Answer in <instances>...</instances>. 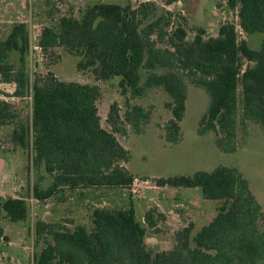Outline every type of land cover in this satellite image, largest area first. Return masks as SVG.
Instances as JSON below:
<instances>
[{"label":"trees","instance_id":"trees-1","mask_svg":"<svg viewBox=\"0 0 264 264\" xmlns=\"http://www.w3.org/2000/svg\"><path fill=\"white\" fill-rule=\"evenodd\" d=\"M166 6L179 0H163ZM237 11L239 27L248 36L264 35V0H227ZM176 14L154 1L134 8L130 3H97L79 17L72 11L55 26L43 28L38 47L43 53L63 49L79 58L78 69L90 70L97 82L118 78L125 112L110 105L102 126L98 84L60 81L52 74L32 83V122L15 114L12 104L0 98V127L12 125V142L23 151L32 147L33 166L41 173L33 197L40 203L66 191L93 189L131 190L136 176L128 169L130 151L119 141L146 132L153 108L134 104L146 91L161 88L169 96L165 107L171 119L163 127L168 146L183 139L182 126L189 86L204 90L210 104L199 124L201 135L214 134L217 148L233 154L238 136L248 124L264 133V39L254 50L241 40L234 24H223L216 38L204 39L199 29L189 41L186 29L176 25ZM27 23L13 25L0 40V76L14 83L13 97L29 95ZM18 54V63L10 61ZM1 94V90H0ZM19 117V118H18ZM45 176L52 179L44 188ZM157 187L201 189L203 197L220 201L216 216L193 235L189 223L174 234L169 251L154 252L145 244L147 229L159 234L166 215L158 207L148 210L146 227L129 208H94L91 225L72 227L65 221L38 220L33 264H264V213L248 179L236 167L219 165L211 172L161 177ZM30 209L25 198L0 195V242L5 238L2 220L23 223ZM72 224V223H71Z\"/></svg>","mask_w":264,"mask_h":264},{"label":"rangeland","instance_id":"rangeland-1","mask_svg":"<svg viewBox=\"0 0 264 264\" xmlns=\"http://www.w3.org/2000/svg\"><path fill=\"white\" fill-rule=\"evenodd\" d=\"M154 1L162 8L176 14L173 27L183 26L192 41L199 29L205 31L204 39L216 38L223 24H234L241 40L258 50L264 39L263 34L248 36L239 27L237 11L229 8L227 0H179L165 7L163 0H0V40L6 39L13 24L19 21L29 26L30 50L28 70L30 74L29 95L25 99L13 97L15 89L3 83L0 76V98L12 104L19 119L28 125L32 122V83L36 77L52 74L60 81L98 84L102 90L99 100V115L102 126L106 123L110 105L117 102L122 114L125 112V98L121 96L118 78L107 82H97L90 70L78 69L79 58L63 49L43 53L38 41L43 28L58 24L62 15L73 12L77 17L86 7L97 3L131 4L134 8L141 3ZM14 15V16H13ZM17 15V16H16ZM18 54H12L10 61L18 63ZM169 96L161 88L146 91L141 98L132 100L145 108H153V118L142 135L130 131L127 137L118 135L120 143L130 151L128 169L137 178L131 190L100 189L86 191H66L64 200L50 199L44 203L33 197L34 184L39 173L33 166L32 147L23 151L12 142L13 126L0 127V175L4 174L1 188L6 197H24L30 209L26 222L11 223L2 220L5 238L0 242V264H33L35 227L38 220L65 221L74 227L78 224L91 225L90 215L94 208H129L134 204L138 222L146 227L145 216L149 209L158 207L166 214V221L159 224V234L147 229L145 244L154 252L169 251L175 245L174 234L193 223V235L216 216L220 201H210L203 197L201 189L168 187L158 188L155 180L161 177L190 176L198 171L211 172L219 165L236 167L250 183L251 190L262 206L264 213V133L256 124H248L238 136V151L226 154L215 144L212 133L201 135L199 124L206 113L210 96L202 89L190 85L187 111L182 126L183 139L175 146H168L164 139L163 127L171 119L165 104ZM1 166L3 168H1ZM4 180V179H3ZM41 185L47 188L52 179L45 176ZM22 185L21 191L18 190ZM18 191V193H17ZM17 193V194H16ZM78 210V211H77ZM77 212V213H75ZM72 223V224H71Z\"/></svg>","mask_w":264,"mask_h":264},{"label":"crops","instance_id":"crops-1","mask_svg":"<svg viewBox=\"0 0 264 264\" xmlns=\"http://www.w3.org/2000/svg\"><path fill=\"white\" fill-rule=\"evenodd\" d=\"M71 1H73L74 3L75 2H77V1H85V0H71ZM14 16V15H13ZM17 16V15H16ZM21 21H19V22H17V23H20ZM25 23V22H24ZM14 24H16V23H14ZM13 24V25H14ZM7 84V83H6ZM8 85H10L11 86V88L12 89H16V85L14 84V83H10V84H8ZM0 89H1V87H0ZM1 168H3L2 166H1ZM3 172V171H2ZM1 172V173H2ZM0 173V174H1ZM4 177V174L3 175H0V195L1 196H3L4 198H7L6 196V193H4V192H6V191H4L2 188H1V184L3 183L2 181H5V182H7V180H5V178H3ZM4 179V180H3ZM2 182V183H1ZM21 188H22V185H20L19 184V188H18V190H20L21 191ZM158 188H161V187H158ZM101 189H106V188H101ZM93 190H100V189H93ZM83 191H86V190H82L81 192H83ZM17 193H18V191H17ZM16 193V194H17ZM16 198H24V197H21L20 195H19V197L17 196ZM78 211V210H77ZM75 213H77V212H75ZM166 215V214H165ZM52 221V220H51ZM69 223V222H68Z\"/></svg>","mask_w":264,"mask_h":264},{"label":"built area","instance_id":"built-area-1","mask_svg":"<svg viewBox=\"0 0 264 264\" xmlns=\"http://www.w3.org/2000/svg\"><path fill=\"white\" fill-rule=\"evenodd\" d=\"M135 182H136V180H135ZM135 182H134V184H135Z\"/></svg>","mask_w":264,"mask_h":264}]
</instances>
